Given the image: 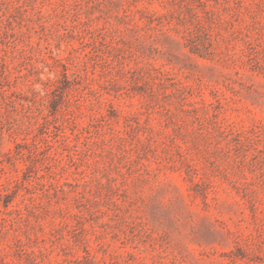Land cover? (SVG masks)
<instances>
[{"label": "rangeland", "instance_id": "374dc122", "mask_svg": "<svg viewBox=\"0 0 264 264\" xmlns=\"http://www.w3.org/2000/svg\"><path fill=\"white\" fill-rule=\"evenodd\" d=\"M0 264H264V0H0Z\"/></svg>", "mask_w": 264, "mask_h": 264}]
</instances>
